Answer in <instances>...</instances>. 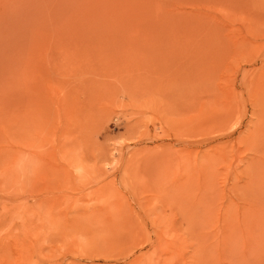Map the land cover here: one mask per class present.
I'll return each mask as SVG.
<instances>
[{"label":"rangeland","instance_id":"rangeland-1","mask_svg":"<svg viewBox=\"0 0 264 264\" xmlns=\"http://www.w3.org/2000/svg\"><path fill=\"white\" fill-rule=\"evenodd\" d=\"M0 264H264V0H0Z\"/></svg>","mask_w":264,"mask_h":264}]
</instances>
